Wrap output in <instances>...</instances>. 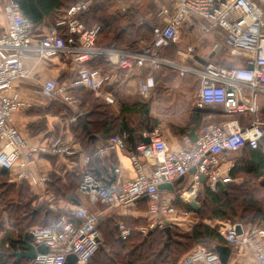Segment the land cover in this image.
Masks as SVG:
<instances>
[{
  "label": "built area",
  "instance_id": "obj_1",
  "mask_svg": "<svg viewBox=\"0 0 264 264\" xmlns=\"http://www.w3.org/2000/svg\"><path fill=\"white\" fill-rule=\"evenodd\" d=\"M94 1L77 0L55 26L45 31L24 15L15 0H4L2 12L7 27L0 34V169L11 172L18 182L42 188L49 184L50 178L37 174L34 166L40 155L60 160L78 155V150L65 143L64 138L43 147L31 144L21 134L16 116L34 107L17 90L20 84L34 78L33 68L28 67L26 61L39 64L59 56L70 61L77 69L76 78L65 83L59 78L51 79L40 91L73 108L78 104L76 95L80 89L94 92L110 105L115 104L112 94L105 93L108 76L87 67L93 57L109 56L127 73L164 67L179 78L191 75L199 80L197 108L210 109V114L196 141L185 136V147L171 151L157 130L145 133L143 137L151 139L150 145L141 143L130 155L135 177L125 180L123 170L115 167V181L105 185L92 163L126 146L125 135L113 136L91 155L83 157L79 192L88 196L92 203L100 201L110 211L148 200L149 226L140 228L144 234L165 230L181 221L194 225L196 220L191 221L194 214L178 209L180 202L186 204L194 197L197 199L204 186L216 192L221 181L232 183L229 171L234 165L227 171L222 166L226 155L247 147L257 150L264 142V120L254 118L244 128L237 121L215 122L218 108L228 117L246 114L255 117L260 112L259 103L264 98V0H150L159 20L152 27L154 43L132 53L97 47L100 27L87 28L81 20ZM115 1L124 3V0ZM186 22L193 25L191 36L195 41L187 42L178 60L159 56L161 50L184 40ZM62 29L66 31L64 35L59 33ZM209 37L214 39V51L222 48L242 62L225 67L209 57H202L200 61L199 46ZM139 87L141 96L148 98L155 87L153 78L139 81ZM77 119L76 116L72 121ZM193 170L196 171L192 173ZM189 175H192L193 185L183 189L177 198L168 196L167 192L161 193V185H174ZM200 176H204L205 183ZM44 194L42 191L38 195L41 203H44ZM105 217L104 211H88L78 204L70 215H61L54 224L30 229L32 243L45 244L49 252L38 255L29 264H66L71 255L77 257V264H87L100 250V225ZM238 225L241 234L237 233ZM243 228L240 223L223 224L219 235L232 248H252L255 259L252 264H264V229L254 226L245 231ZM129 233L128 229H123L122 239H127ZM181 264L222 263L215 249L200 246Z\"/></svg>",
  "mask_w": 264,
  "mask_h": 264
},
{
  "label": "trees",
  "instance_id": "obj_2",
  "mask_svg": "<svg viewBox=\"0 0 264 264\" xmlns=\"http://www.w3.org/2000/svg\"><path fill=\"white\" fill-rule=\"evenodd\" d=\"M15 1L23 10L24 15L36 27L42 29V27L55 26L77 0ZM117 3L115 0H95L89 13L81 17L87 28L94 24L100 26L97 47L104 50L122 49L132 53L152 46L154 43L153 24H141L142 26H140V22L144 18L141 10L133 5L128 12L123 13L119 10ZM59 33L64 35L66 31L62 29ZM177 46L174 44V46L167 47L159 53V56L174 59L173 55L177 51ZM87 67L90 70L101 69L105 76L112 69L106 56L91 58ZM76 74L75 71L74 77ZM109 89L110 91L114 90L113 87H109ZM76 97L81 99L80 108L91 106V110L86 113L89 116L87 129H84L79 122L70 124L68 127L75 134V139L81 144L82 142L85 144L84 154L80 156L82 160L79 157L76 159L73 157V161L76 163L83 161L85 154H92L90 151L93 146L92 136L107 141L112 136L125 135L126 147L132 152L142 143L143 133L151 126L149 103L123 104L121 117L116 119L112 115L111 108L88 90L80 89ZM52 103L44 109L41 108L40 111L38 108L35 113L37 115L62 114L63 112L72 115L74 113L67 105L60 102ZM209 114L210 111H205L203 114L193 113L191 121L193 124L199 125L203 117L206 118ZM216 114L218 115L219 112ZM28 128L33 136L47 131V126L41 122L30 124ZM35 131L36 133H34ZM262 145L257 150L247 147L234 153L238 156L234 157V161L232 160L234 167L229 171V177L234 182L235 179H239V174H243L245 178H248L247 183L235 186L228 183L223 189L218 188L216 192L208 189V186H204L197 198L202 210L199 214H195L196 223L193 227L189 230L186 229L181 237L177 236L176 229L178 228L174 225H171L170 237L165 230H154L151 235L144 237L142 234L134 232L136 227L145 223L144 219L115 216L101 223L102 247L87 264H175L179 258L189 254L197 245H202L207 250L213 249L212 246L226 245L224 238L219 235V229L223 224L237 221L246 228L264 226V198L262 200L256 198L264 190V182H262L264 179V150ZM79 169L75 167L68 170L65 179H56L51 184L50 189L57 199L63 198L69 201L72 197L76 198L78 185L82 178V168ZM258 182L262 185H256ZM251 184L259 188H255ZM34 201L35 193L27 183L16 181L11 172L0 169V264H29L30 261L27 260L15 263L13 254L23 250L22 241L32 242L28 233L30 229L50 226L60 217L57 214V211L60 210H55V212L49 205L38 209L34 208ZM143 201L148 202L145 199L139 202ZM178 209L190 210L181 202ZM120 221H123L126 227L131 230L127 239H122L121 228L117 226ZM181 252L184 254L182 255Z\"/></svg>",
  "mask_w": 264,
  "mask_h": 264
},
{
  "label": "crops",
  "instance_id": "obj_3",
  "mask_svg": "<svg viewBox=\"0 0 264 264\" xmlns=\"http://www.w3.org/2000/svg\"><path fill=\"white\" fill-rule=\"evenodd\" d=\"M0 16L2 18V25H0V34L6 29L7 27V21L5 15L0 13ZM99 26V25H97ZM100 27V26H99ZM45 31L48 30L49 28L42 27ZM194 40V36H189V39L187 40L188 42H191ZM195 41V40H194ZM189 44V43H188ZM214 39L209 37L206 38L202 44L199 46L198 50V57H200V61L203 60L201 59L202 57H209L211 58V55L215 52V57L213 58V61L217 64H220V60L222 59V62L227 60L225 57L222 55L229 54L230 52L224 50V49H218L214 51ZM186 43L184 40L177 46V51L173 55L174 59L168 58L169 60H178L181 58V53L186 50ZM122 50V49H119ZM165 50V49H163ZM161 50V51H163ZM160 51V52H161ZM223 53V54H222ZM107 60H109V63L111 64L112 69L107 72L108 74V85L106 84L105 86V93H110L112 94L114 98V105H110L105 102V100L102 97H97L94 92L89 91L90 93L94 94L96 98L101 100L106 106H109L112 110V115L117 119L121 117V107L123 104H129V103H138L142 102L145 104H150V123L151 126L150 128L157 130L160 134V137L165 140L168 144V147L171 151H178L179 149H182L185 147V143L183 140V137L185 136H190L191 131L194 129L195 136H197L200 133L201 128L205 126V123L209 121L208 118L209 115L206 116V118L203 117V120L199 122L198 124H193L191 119H192V114L193 113H198V114H203L205 111L209 112L210 109H204V110H199L197 108V95L199 93L200 88L196 92L195 99L192 102L190 101L189 103L184 104V102L177 97H174L171 92L173 91V87H170L171 85V79L175 78L176 80H181L183 78H179L176 73H174L171 70H168L167 68H161L160 70H134L132 73H127V71L122 70L120 67L115 65L111 58L109 56H106ZM235 62V60H234ZM28 67L33 68V79L29 80L27 82H24L23 84H20L17 88L18 92L21 94V96L27 101L30 102L34 105V107L26 109L24 113H21L16 116V121H17V126L21 132V134L27 138V140L34 145L37 146H46L49 147L55 139L61 138V137H54L50 138V135H55L54 132V126L53 123L56 122L57 120L54 119L52 121V125L49 123V126H47V131L46 133L42 132L39 133L36 136H33L31 133H29V125H33L37 122L43 121V118L41 115H37L36 110L39 108L38 111H40L41 108H46L52 102H60V99H55V98H50L43 94L40 90L42 89V85L50 81L51 79L54 78H59L61 83H65L68 81H72L76 77H74V73L77 69L76 67L71 64V62L67 61L64 57L59 56L55 58H51L48 61L41 62L39 64H35L34 61L28 60L25 62ZM101 71L103 74V71L101 69H98ZM147 77H152L154 80V88L152 89L151 95L148 98H144L140 94V87H139V81H146ZM185 78V77H184ZM174 80V79H173ZM118 83V84H117ZM109 87H113L114 90L110 91ZM175 87V86H174ZM180 94L183 95V89L180 90ZM264 98H261L260 103H259V114L255 117L251 115H239V116H232L228 117L226 116L223 111H221V108H218L217 110L219 111V114L217 115V118L215 120L216 123L221 122V121H237L240 126L243 128L246 127L247 125H250L251 122L256 119H261L264 120ZM80 102V106H81ZM67 105V104H64ZM69 106V105H67ZM179 107L180 110L176 112L172 110H176V108ZM165 108L166 112H162V109ZM168 108L169 111L168 112ZM80 107L76 110L73 111L74 113L71 115L73 119L80 114H86L82 113L80 111ZM171 114L172 117H171ZM72 119V120H73ZM56 120V121H55ZM71 120V122H73ZM81 121V120H80ZM79 121L75 122L78 123ZM26 123V124H25ZM69 125H67V128H61L62 131H65L64 135L66 136L67 140L64 138L65 143H69L70 145L74 146L78 150V155L76 157L82 156L83 153V147L85 144L82 142V144L75 139L74 134H71V131L69 130ZM150 128L147 129L143 133H148ZM142 135V137H143ZM118 136V135H115ZM95 139H92V148H90V151L93 153L95 149L101 147L102 145L105 144V140L103 139H97L96 136ZM113 137V136H112ZM122 137V136H121ZM191 137V136H190ZM194 137V136H193ZM192 138V137H191ZM51 139V140H50ZM126 140V138H125ZM124 140V142H125ZM142 141V138H141ZM143 143V142H142ZM90 152V153H91ZM131 153L132 151L128 149L126 146L123 149H119L117 151L109 153V155L105 156L103 159H99V161H96L95 163H92V168L94 171H96V174L98 177L101 178L103 183L105 185L106 181L109 180L110 176V168L117 167L123 170V178L125 180H131L135 177V173L133 170L132 162H131ZM85 155H90V154H85ZM84 155V156H85ZM83 156V157H84ZM232 154H227L226 155V160L223 163L224 169L227 171L228 168L231 167L233 164L232 159L230 157ZM76 157L74 159H76ZM80 160H82L80 158ZM84 160V158H83ZM83 161H73V158H68V160H60L57 158H53L50 156H43L40 155V158H37V162L35 163V169L37 171V174L39 175H46L50 178V182L48 185H45L44 187H33L31 184H27L32 188L33 193H35V201L33 203L34 208H42V206L45 205V201L48 200V203L46 205H49L53 210L59 209L60 211H72L74 207L82 206L83 208L85 207L88 211H104L105 213V221H108L112 219V217H120V218H133V219H145L147 220V223H141L140 226L136 227L134 229V232L142 234L144 237H148L151 235L154 231L147 232V233H142L140 228L141 227H147L149 226V218H148V202H139L136 203L135 205L132 206H126V207H119L114 210H107L106 206L100 201H97V203H92L91 199H89L88 196L82 195L79 192V188L76 192V198L72 197L69 201L64 200L63 198L57 199L55 194L52 192L50 189L51 184L59 178H66V175L68 170L76 168H82ZM79 169V170H80ZM65 176V177H64ZM65 181V180H64ZM193 178L192 175H189L183 179V181L178 184L175 187L174 191H171L169 189L166 190H161L162 194H165L166 192L168 193V196L170 197H178L177 195L180 193V191H183V189H188L191 185H193ZM111 185V184H110ZM44 188V189H43ZM44 191V203H41L38 200V195ZM202 191V188L200 192ZM199 192V193H200ZM100 206H103L105 208L99 209ZM106 210V211H105ZM183 210V209H181ZM191 211V210H190ZM68 212V213H69ZM192 212V211H191ZM67 213V214H68ZM193 213V212H192ZM194 215L192 216L191 221L196 220V213H193ZM190 221V222H191ZM177 225V228H184V229H191L193 225H189V223H186V221H181L175 223ZM119 225L124 226L121 228ZM173 225V224H171ZM118 228H121V234L123 229L126 230L128 229L130 231L129 235L131 234L130 228H127L125 223L123 221H120L119 224L117 225ZM264 229V226H259ZM245 231L251 229L249 227H244L243 228ZM140 230V231H139ZM163 231V230H160ZM151 233V234H150ZM129 235L127 237H129ZM203 247L202 245H197L194 251L198 247ZM229 246V245H227ZM230 247V246H229ZM214 249V246H212ZM231 255L228 259L227 264H252L254 263V253L253 249L246 247V246H238L236 248H232ZM192 254V253H191ZM188 256V254H187ZM182 262V261H181ZM181 262L179 264H181Z\"/></svg>",
  "mask_w": 264,
  "mask_h": 264
},
{
  "label": "rangeland",
  "instance_id": "obj_4",
  "mask_svg": "<svg viewBox=\"0 0 264 264\" xmlns=\"http://www.w3.org/2000/svg\"><path fill=\"white\" fill-rule=\"evenodd\" d=\"M3 4H4V0H0V13L1 14H2V9H3ZM117 4L119 5V7H118L119 10H121L123 13L128 12L129 9H131V7L133 5L136 6L137 8H139L141 10L142 14H143V17H144L142 19V21L140 22V26H142L141 25L142 23H143V25H145V24H153L154 25V23H157L159 21L157 15H156L157 14L156 8H155L154 4L150 0H124V3H117ZM2 24H3L2 23V18L0 16V25H2ZM185 24H186L187 27L185 28L186 31L183 30V34H184V42L187 44V42H188L187 40L189 39V36H191L192 31H193V29H192L193 25L189 24L188 22H186ZM96 25H98V24H94L91 27H94ZM222 56L225 57L227 60L222 62V59H221L219 62H220V65L225 66V67L234 66L236 63H241L242 62L241 58L232 56V55H230V53L229 54L228 53L227 54L224 53V55H222ZM234 60H235V62H233ZM169 85H171L170 87H173V91L171 92V94L174 97H177L178 99L182 100L184 102V104L189 103L190 101L192 102V100L194 101V99H195L194 97L196 95V92L200 88V84H199L198 78H196L194 76H191V75H189V76H187V77H185V78H183L181 80H176L175 78H172ZM181 89H183V95L180 94V90ZM263 101L264 100H262V102ZM80 102H81V99L79 98L78 101H77L78 104H77L76 108H73V107H70V106H68V107L72 111H76L80 107ZM57 108H59V107H57ZM90 110H91V106L90 107L80 108L79 113H80V111H82V113H86V112H89ZM179 110H180V108L177 107L176 110L174 109L172 111L177 113V111H179ZM162 112H164V113L166 112L165 108L162 109ZM168 112H170L169 108H168ZM172 115L173 114H171V117H172ZM41 116H42V118L44 120V121H41V123H44L46 126H49V123L52 125V121L54 119L57 120V121L55 120L56 122L53 123L55 135H53V136L50 135L51 139L54 138V137L63 136L67 140L66 136L64 135L65 131H62L61 128L65 127V129H66L67 125L76 124L75 122H71L73 117H71V115H69L68 113L65 114V112H63L62 114H49V115L45 114V115H41ZM70 131H71V129H70ZM34 133H36V131ZM72 133L73 132L71 131V134ZM63 137H61V138H63ZM237 156H238V154H234V155L232 154L230 159H232L234 161V157H237ZM238 178L239 179H235V181L232 182L233 186H235V185H243V184L247 183L246 181H247L248 178L247 177L245 178V176L243 174H239ZM262 182H264V179H262ZM259 183L260 182H258L256 185H262V183L261 184H259ZM256 185L251 184V186H253L255 188H259ZM256 198L257 199L259 198L260 200H262L264 198V190H263V193L258 194ZM47 203H48V200L45 201V205ZM102 208H105V207H103V206L99 207V209H102ZM57 210H59V209H56V211ZM53 211H55V210H53ZM68 212L69 211H65V212L64 211H57V214H59L60 216L61 215H70L71 210H70L69 213ZM144 220L147 223L146 217H145ZM238 222H240V221H238ZM236 223H237V221L236 222H229L228 224H236ZM185 230L186 229H184L182 227L176 229L177 236L181 237L182 233H185ZM193 252H194V250L191 251L188 255H190ZM183 254H184V252L182 253V255ZM186 256H187V254L183 255V257L179 258L175 264H179L181 261H183V259Z\"/></svg>",
  "mask_w": 264,
  "mask_h": 264
},
{
  "label": "water",
  "instance_id": "obj_5",
  "mask_svg": "<svg viewBox=\"0 0 264 264\" xmlns=\"http://www.w3.org/2000/svg\"><path fill=\"white\" fill-rule=\"evenodd\" d=\"M218 50V49H216ZM215 50V51H216ZM215 52L211 55V59H213L215 56ZM250 69L251 66H249ZM88 115L87 114H80L78 121L79 123L82 124L84 129L88 128ZM81 120V121H80ZM154 132V129L150 128V130L148 131V134ZM190 136L192 137V139L194 141H196L197 136H195V132L194 129L191 131ZM194 136V137H193ZM92 139H95V137L92 136ZM142 142L145 145H150V143L152 142L151 139L149 137H142ZM110 176H109V180L106 181V184L109 183V185L115 181V174H114V168L111 167L110 168ZM196 170H193L192 173H194ZM200 180L202 182H206L204 176H200ZM183 181V178H180L176 184L172 185V184H166V185H161L160 186V190H166L169 189L171 191L175 190V185L177 186L178 184H180ZM218 187L221 189H223L225 187V184L221 181L220 183H218ZM188 209H190L193 213L199 214L202 210L200 203L198 202V200L194 197V199L192 201H188L185 204ZM171 231L172 228L171 226H168L165 229L166 234L168 235V237H170L171 235ZM242 229L241 226L238 225L237 226V233L241 234ZM152 233V232H151ZM150 233V234H151ZM100 247H102V240H100ZM24 244V248L22 251L14 253L13 256L15 257V263H19L22 260H27V261H31L34 260L35 258H37L38 255H44V254H48L49 252V248L44 244V245H38V244H34L30 241L24 240L22 241ZM214 249L216 250V252L219 254L220 257V263L222 264H227L228 259L231 255L232 249H230L229 246L224 245V246H216L214 247ZM77 257L75 255H71L67 258V262L66 264H77Z\"/></svg>",
  "mask_w": 264,
  "mask_h": 264
}]
</instances>
